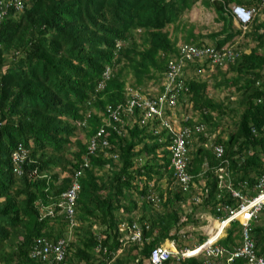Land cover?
<instances>
[{
    "label": "trees",
    "instance_id": "1",
    "mask_svg": "<svg viewBox=\"0 0 264 264\" xmlns=\"http://www.w3.org/2000/svg\"><path fill=\"white\" fill-rule=\"evenodd\" d=\"M197 2L218 25L204 35L200 32L206 28L187 17ZM231 4L255 10L233 49V61L223 58L221 65H210L200 55L199 65L196 56L184 59V74L197 70L205 77L187 78L182 99H177L187 104L197 124L205 125L185 149L188 182H178L167 169L170 136L165 129L155 133L160 126L155 117L140 125L142 115L135 112L137 121L130 128L106 132L108 148L86 155L83 140L100 125L105 106L124 101L127 82L132 88L156 84L166 60L184 47L203 53L237 43L241 31L229 13ZM106 67L111 77L95 93ZM210 78L214 89H232L224 101L207 96ZM225 116L235 118L233 130L224 139L211 137ZM18 150L26 151L19 177L12 174ZM83 157L88 167L79 178L77 226L62 264H147L150 249L167 239L182 250L175 233L183 224H195L194 212L216 216L219 203L235 206L216 174L221 167L228 169L237 188L241 181L253 183L263 168L264 0H23L19 11L8 8L0 22V264H35L28 259L32 241L63 236L65 220L54 203L73 182ZM30 170L40 178H29ZM194 187L201 190L198 202L192 200ZM47 207L52 215H46ZM133 221L141 226V238L129 243L117 227ZM96 236L105 253L95 252ZM250 237L264 259V222L252 225ZM239 241V225L231 222L217 244L231 249ZM231 264L246 263L238 259Z\"/></svg>",
    "mask_w": 264,
    "mask_h": 264
},
{
    "label": "built area",
    "instance_id": "2",
    "mask_svg": "<svg viewBox=\"0 0 264 264\" xmlns=\"http://www.w3.org/2000/svg\"><path fill=\"white\" fill-rule=\"evenodd\" d=\"M23 0H0V22L4 14L7 12L8 8H12L14 11H19L22 9ZM231 13L235 20L239 23L241 29H245L246 24L250 21L251 16L254 13L253 9L244 10L240 6H232ZM203 53L197 52V50L191 48H183L181 54L185 57L190 55L199 57L200 55L211 57L213 61L217 60V54L209 50H202ZM185 52V53H184ZM179 75V64L174 60L167 62L166 66V85L164 93L157 99L153 97H146L141 95L137 90H128V100L125 104H118L114 107L107 106L105 109L106 115L114 121L119 120L120 114L127 116H133V111H138L141 116L139 121L141 124L148 119H154V117L159 118L161 115V107L167 105L172 107L174 105V95L170 94L172 83L175 77ZM202 130L201 125L195 126L193 132L197 133ZM193 132L187 128H177L170 131L168 153L169 166L174 171L177 179L182 183L186 184L189 177L184 174V153L186 145ZM105 132L102 128L98 129L94 137H92L87 144L86 153L91 155L95 152L97 143L104 147L107 145L105 139ZM215 157L219 158L221 155V149L216 147L213 150ZM25 150H18L13 154V171H18L19 166L25 161ZM87 162L83 161V166L85 167ZM219 172H223V167L219 169ZM80 172L74 173L73 182L71 186L65 190L60 195V200L56 207L59 209V214H61L66 222V227L69 230L76 225L74 219V204L77 199V192L79 186L76 182L77 177ZM220 179L221 176H218ZM225 187L229 192L231 198L239 201L236 207H231L229 205H218L215 208L217 213L224 215L221 219L218 218L217 221L221 226L227 224L230 221H237L240 226V242L236 247L226 250L219 247L207 246L203 249V260L201 264H231L235 260L241 259L245 261L246 264H264V259L257 256L254 249V242L250 237L251 224L256 222L261 211L264 208V162L262 171L255 177L254 182L251 187H248L246 183H241V188L244 189L246 195H241L234 189L229 188L226 183ZM185 189V187L183 188ZM139 232L131 236L130 240H138ZM199 249V248H198ZM67 244L63 238H56L54 240H46L45 238H37L33 242L28 257L31 261L36 264H61L66 255ZM99 250V245L96 246V251ZM104 252V250H102ZM171 253L165 247H153L150 249L147 263L148 264H163L169 257ZM185 254L181 253L179 258H184Z\"/></svg>",
    "mask_w": 264,
    "mask_h": 264
},
{
    "label": "clouds",
    "instance_id": "3",
    "mask_svg": "<svg viewBox=\"0 0 264 264\" xmlns=\"http://www.w3.org/2000/svg\"><path fill=\"white\" fill-rule=\"evenodd\" d=\"M235 4H232L230 7H229V13H230V15H231V17H232V20H233V22L235 23V27L237 28V29H240V31H241V34H240V37H239V39H237L238 40V42L237 43H239L241 40V37H242V34H243V32H244V30L243 29H241V27L239 26V23L235 20V18H234V16L232 15V13H231V7L232 6H234ZM236 6H240V5H236ZM240 7H242L244 10H250V9H253L254 10V8H252V7H246V6H240ZM254 13H255V10H254ZM254 13H253V15H254ZM253 15L251 16V18H250V20L252 19V17H253ZM250 22V21H249ZM248 22V23H249ZM247 23V24H248ZM246 24V25H247ZM245 28H246V26H245ZM120 45H117V48L119 47ZM234 48H232L231 46H229V45H224L223 47H221L219 50H217V49H213V48H211L210 50L212 51V52H214V53H216L217 55V60L216 61H213V59L211 58V57H207V56H204L205 58H206V60L207 61H209V64L210 65H221V63H222V59L224 58L225 60H227V61H229V62H232L233 61V59H234V53L233 52H236V51H234L233 50ZM203 57V58H204ZM185 58H189V57H185L184 55H182L180 52L178 53V55L177 56H171V57H169L167 60H166V62H165V67H164V70H163V72H162V80H160V81H158L155 85H159L160 84V90L159 91H152V92H142V91H138L141 95H144V96H146L145 94H150V97H155L156 99L159 97V96H161L163 93H164V89H165V85H166V83H167V81H166V66H167V62L168 61H170V60H174L175 62H177L178 64H179V75H177L176 77H175V79H174V81H173V83H172V86H171V91H170V94H173L174 95V105L172 106V107H168L167 105H164L163 107H161V115L159 116V118H157V117H155L157 120H159V122H160V126L159 127H157L156 128V131H155V133L157 134V133H159L160 131H161V129H165L167 132H168V134H169V136H170V131L171 130H175V129H177V128H182V127H187V128H189L192 132H193V128L195 127V126H199V125H201V127H202V130L200 131V132H202L203 130H204V126L201 124V123H199V124H197L198 122L197 121H194L193 119H191V117L189 116V115H186V114H184L183 116H181L182 118H181V124H178L177 123V118H175L174 117V111H175V109H176V107L178 106V104H179V102L177 101V99H178V96H179V98L180 99H182V97H181V94H180V92L181 91H184L185 90V88H184V81H186V80H188V79H193V77L194 78H196L197 77V75L198 74H201L202 72H197V70H192L193 71V73H192V75L189 77V76H187L186 75V71H185V74H184V71H183V67L186 65L185 64V62H184V59ZM203 58L202 57H198V59L196 60V61H194V62H197L199 65L203 62ZM199 76V75H198ZM110 77H111V70H110V68L109 67H106V68H104L103 69V71L101 72V79H100V81H98L97 82V84H96V86H95V89H94V92L96 93V92H98V91H101L103 88H104V86H105V83L110 79ZM182 78V79H181ZM188 78V79H187ZM128 90H135L134 89V87L132 88L131 87V85H130V82H127L126 84H125V87H124V89H123V91H124V96H125V99H124V101L123 102H121V103H116V104H112V105H107V106H110V107H114V106H116V105H118V104H125V102L128 100ZM147 97V96H146ZM150 97H148V98H150ZM107 106H105L104 107V109H103V111H102V114L100 115V117H99V119H100V125L96 128V130H95V132L92 134V136L91 137H89L87 140H83L84 141V143H85V153H86V147H87V144H88V141L92 138V137H94V135H95V133L98 131V129H100V128H102L103 130H104V132H105V136H106V132H108V130L110 129L113 133H115V134H117V129L118 128H121L123 125L124 126H126V127H128V128H130V126L133 124V123H135L137 120H136V116H135V112L137 113V115L138 114H140L138 111H133V116H127V115H124V114H120V116H119V120L118 121H114V120H111L107 115H106V113H105V109H106V107ZM88 113H89V111L86 113V118L89 116L88 115ZM92 114H93V112H92ZM85 118V119H86ZM180 118V117H179ZM140 120H141V118H140ZM139 120V121H140ZM187 120H191V123H192V125L191 126H186V125H184L185 124V121H187ZM153 121V119H148L147 121H145L144 123H150V122H152ZM82 124L84 125H86V120H82ZM139 124L141 125V123L139 122ZM143 124V123H142ZM78 128H82L81 126H80V122H79V124H78ZM122 132L123 133H125L126 132V129L125 128H123L122 129ZM109 133V132H108ZM194 133V132H193ZM196 134H198V133H194V134H192V136H195ZM105 136H104V138L103 139H105L106 140V138H105ZM191 136V137H192ZM191 137H190V139H191ZM189 139V140H190ZM188 140V142H187V145H186V147L188 146V143H190V141ZM106 142H107V140H106ZM97 148H101V149H103V148H108V142H107V145L106 146H104V147H102V146H100V144L99 143H97V146H96V149ZM95 149V150H96ZM86 155H87V153H86ZM168 158H170V157H168ZM86 161L87 162V165L84 167L83 166V161ZM88 167V161L86 160V158L85 157H83V159H82V164L80 165V167H79V169L78 170H74L73 171V173H72V177L74 178V173H76V172H80V175L77 177V179H76V182H77V184H78V186H79V178L82 176V173H83V169L84 168H87ZM167 169H169V170H171V172H173L174 173V171L170 168V166H169V163H168V165H167ZM13 175H15V176H17V177H19V176H21L22 174H23V169H21L20 167H19V170L18 171H13V173H12ZM28 174V177L29 178H31V179H38V178H40L39 177V175H37V173H36V171L34 170H30V172L29 173H27ZM218 176H221V178L219 179L218 178ZM177 178V177H176ZM254 179H255V177L253 178V182H254ZM178 180V179H177ZM217 180H218V183L220 184V186L226 191V195H228L229 196V198H231V196H230V194H229V192L227 191V189H226V187H225V182H224V177H223V173L222 172H217ZM178 182H180L179 180H178ZM246 183V185L248 186V187H251L252 186V184L253 183H251L250 185H249V183H247L246 181H241V182H238V184H237V188H234V191H237L238 193H240L241 195H246L245 194V191H244V189L243 188H241V183ZM70 186H71V184H70ZM69 186V187H70ZM187 188H188V186H186L185 187V189H183L182 188V190L183 191H186L187 190ZM79 189H80V186H79ZM79 189H78V192H79ZM67 190V189H66ZM194 191H195V197L192 199L194 202H198V201H200V199L198 198V195H197V193H196V187H194ZM64 192V191H63ZM62 192V193H63ZM78 192H77V194H78ZM61 193V194H62ZM60 194V195H61ZM232 200H234L235 202H236V205L239 203V201L238 200H236V199H234V198H231ZM59 200H60V197H59ZM77 200V199H76ZM76 202V201H75ZM57 203L58 202H56V203H54L55 204V206L57 205ZM222 203H219L218 205H221ZM75 205V204H74ZM218 205H216L215 206V208L218 206ZM222 205H224V204H222ZM226 205H228V204H226ZM236 205L235 206H233V207H236ZM230 206V205H229ZM215 208H214V212L216 213V216H211L210 215V220L212 221V222H214V221H216V222H218L217 221V219L218 218H220L221 217V219L222 218H224L223 216L224 215H222V214H220V213H217L216 211H215ZM157 210H159L158 208H157ZM264 211V208H263V210L261 211V213H260V215L262 214V212ZM58 213H59V210H58ZM46 215H52V211H51V208H49V207H47L46 208ZM61 215V214H60ZM260 215H259V217H258V219H257V221L256 222H254V223H252L251 224V228H252V225L253 224H255V223H257L258 224V222L259 221H261L260 220ZM130 218H134L133 216H129ZM75 219V218H74ZM231 222H236L237 223V221H230V222H228L227 224H224L223 226H221L220 225V223L218 222V224L220 225V227H221V233H220V237L218 238V239H216V240H219V239H221L223 236H224V230L228 227V225H229V223H231ZM145 223H143L142 225H144ZM191 224V223H190ZM238 224V223H237ZM188 225V224H187ZM187 225H185V226H187ZM193 225V224H192ZM239 225V224H238ZM185 226H181L177 231H176V233H175V236H181V237H183L184 235H183V233H181V229L182 228H184ZM125 228H127V230H128V233L125 235V233H124V229ZM146 228V227H145ZM193 228V227H192ZM65 229H67V227H66V222H65ZM135 231H138L139 232V239L138 240H133V241H131L130 240V238H131V236L135 233ZM215 231V230H214ZM239 231H240V226H239ZM241 232V231H240ZM117 233L121 236V238L123 239V240H125L126 238L128 239V242L129 243H134V242H138L139 240H140V238H141V226H139L138 224H137V222H135V221H133L132 223H126V222H121L119 225H118V227H117ZM155 234V233H154ZM172 234H174V230H172L168 235H172ZM37 238H40V237H37ZM37 238H35V239H37ZM35 239L32 241V243H31V245L29 246V249H28V254H29V252H30V248H31V246H32V244H33V242L35 241ZM99 241H100V237L99 236H96V245H95V247H94V250H95V252L97 253V252H99V251H101V253H105V248H102L101 247V245H100V243H99ZM166 241V240H165ZM147 242H148V240H147ZM240 242V241H239ZM167 243L169 244L168 246L169 247H167V244L165 243V242H163V243H160V244H157L156 246H154V247H165L167 250H169L170 251V253H171V256L164 262V263H166L167 261H169V260H171V259H173V260H175V262H178V263H180V262H182V261H184V259H197V260H199L200 262H199V264H201V262H202V260H203V249L205 248V247H207V246H211V244L213 243H207V244H204V245H201L200 247H199V249L198 248H192V249H190L191 251H190V254H191V252H194V251H196L197 249H198V251L196 252V253H194V254H191V255H187V254H189V253H187V249L184 247V248H182V250H176V248H175V243H177V241H175L174 242V240H171V239H167ZM97 245H99V250L98 251H96V246ZM238 245H239V243H238ZM237 245V246H238ZM236 247V246H235ZM233 248V247H232ZM226 249V248H225ZM254 249H255V245H254ZM102 250H104V252L102 251ZM226 250H230V249H226ZM67 251V250H66ZM255 252H256V254H257V251H256V249H255ZM181 253H184L185 254V256H184V258H182V259H180L179 258V255L181 254ZM149 254V253H148ZM258 255V254H257ZM66 256V255H65ZM147 258H148V256H147ZM146 258V259H147ZM28 259H29V257H28ZM30 260V259H29ZM31 261V260H30ZM33 262V261H32ZM35 263V262H34ZM63 263V262H62ZM61 263V264H62ZM163 263V264H164ZM36 264V263H35ZM148 264V263H147Z\"/></svg>",
    "mask_w": 264,
    "mask_h": 264
},
{
    "label": "rangeland",
    "instance_id": "4",
    "mask_svg": "<svg viewBox=\"0 0 264 264\" xmlns=\"http://www.w3.org/2000/svg\"><path fill=\"white\" fill-rule=\"evenodd\" d=\"M213 17L214 16H213V14L211 12H209L208 10L207 11L202 10V9H200V7H198V13L197 14H196V12H192L190 14L191 21H193L194 23H197L198 25H204L206 30H203V31H205V32L212 31V30H215V29L218 28L217 24H215V23H213V21H211L213 19ZM237 45H238V43H233V45H231V47L236 49V48H238ZM251 45L252 44H250V46ZM210 70H211L210 71L211 73H215V71L213 69H210ZM192 73H193V71L186 70V75L187 76L190 77L192 75ZM198 75H197L196 78L193 77V79H199V80H204L205 79V77L203 76V73L198 74ZM229 75L230 74H227L226 76L228 77ZM207 77H208V75H207ZM153 85H155V84H153ZM147 86L148 85H146L143 88H146ZM231 91H232V89H230V88L229 89H225V88L214 89L213 86H212V78H210L207 81L206 94H207V96H209L214 101H224V99L227 96L230 95ZM231 99H232V97H231ZM190 112L191 111L189 110V108H188L186 103H179L178 106L176 107L175 111H174V117L177 118V123L178 124L182 123L181 122V118H182L181 116H183L184 114L189 115L191 117V119H194V115H191ZM234 120H235V118H231L229 116H225L223 118V122H220V124H219L217 129H211V131H210L211 137H213V136L215 137L216 135H220L221 139H224L225 136H226L225 134H228L229 132H231L233 130L234 124H235ZM204 130H205V127H204ZM77 137H79V135ZM216 177H217V174H216ZM223 177H224V175H223ZM224 182H225V180H224ZM200 184H201V186L203 185V183H200ZM199 192H201V190L197 188L196 193H197L198 196L200 195ZM194 196H196V195H194ZM194 213H197V212H194ZM201 214L208 215L207 213H200V214H197V215L193 214L191 216V220H192V222H195V224L192 223L193 225L192 224H188L187 226H189L190 227L189 229H192V230H187L185 228L187 226H185L184 228H182L180 230L181 233H183L184 236L183 237L177 236V238H178V242L182 246V248H184V247L188 248V247H191L193 244L199 243L200 240L202 238H204L205 234L207 233L205 229H206L208 224L206 223L207 222L205 220L206 218H204L205 215H201ZM209 217L210 216L208 215L207 218H209ZM260 220L264 221V214L260 215ZM183 225H181V226H183ZM261 225H263V224H260V226ZM76 226H77V223H76ZM76 226H73L69 230L65 229L63 231V236L67 237V238H63L66 241L67 246H68V243L72 239L71 237H72V234H73V231H74L73 229ZM191 227H193V228H191ZM197 240H199V241H197ZM164 242L167 244V247H169L168 246L169 244L167 243V240L164 241ZM177 246H178L177 243H175V248L178 251L179 249L177 248ZM192 254H194V253H192ZM187 255H191V254H187ZM170 263L171 264H179L178 262H175V261L170 262Z\"/></svg>",
    "mask_w": 264,
    "mask_h": 264
},
{
    "label": "crops",
    "instance_id": "5",
    "mask_svg": "<svg viewBox=\"0 0 264 264\" xmlns=\"http://www.w3.org/2000/svg\"><path fill=\"white\" fill-rule=\"evenodd\" d=\"M232 5V4H231ZM230 5V6H231ZM198 7H200V9H202V10H205V11H207L208 9H205V8H203L202 6H200L199 5V2H197V3H195L191 8H190V10H189V13H188V21L190 22V23H192L193 25H195L196 27H203L204 25H198L197 23H194L193 21H191V19H190V14L192 13V12H196V14L198 13ZM214 16V15H213ZM259 18H260V20H262V16L260 15L259 16ZM212 21V20H211ZM234 23V22H233ZM234 25H235V23H234ZM218 26V25H217ZM209 32V31H208ZM200 34L201 35H204V34H206L205 33V31H201L200 32ZM236 42H238V40H236ZM162 75H161V79L160 80H162ZM134 89L135 90H137V91H142V92H152V91H159L160 90V84L159 85H148L146 88H143V87H134ZM223 172H225L226 174L224 175L225 177H224V180H225V183H226V185L229 187V188H231V189H234L235 187L233 186V181H232V178H231V173L229 172V170L228 169H226V168H223ZM227 175V176H226ZM238 184V183H237ZM200 194H201V192H199ZM201 213H203V212H201ZM207 213V212H206ZM197 214H200V213H197ZM196 213L194 214V215H197ZM208 214V213H207ZM201 215H205V214H201ZM209 215V214H208ZM208 215H205V217L204 218H206L205 220L207 221L206 223L208 224L207 225V227H206V234H205V239H203L202 241H200L199 243H197V244H193L191 247H185L187 250H190V249H192V248H198L199 247V245H202V244H205V242L206 241H210L211 243L212 242H215V245L217 246V247H219V248H223L222 246H220V245H218L217 244V241L218 240H216V239H218L220 236L218 235V234H215V228H212L211 226H212V224H213V222L210 220V217L209 218H207L208 217ZM210 216V215H209ZM214 222H216V221H214ZM261 222H264V221H261ZM187 230H192V229H189L190 227L189 226H187V227H185ZM192 228V227H191ZM200 228V227H199ZM61 238H67V237H65V236H62ZM50 240H53V239H50ZM197 241H199V240H197ZM223 249H225V248H223ZM191 251V250H190ZM192 253H195V252H192ZM191 253V254H192Z\"/></svg>",
    "mask_w": 264,
    "mask_h": 264
},
{
    "label": "bare ground",
    "instance_id": "6",
    "mask_svg": "<svg viewBox=\"0 0 264 264\" xmlns=\"http://www.w3.org/2000/svg\"><path fill=\"white\" fill-rule=\"evenodd\" d=\"M184 174L187 176V177H189L185 172H184ZM218 223V222H217ZM220 233L221 232V227H220V225L218 224L217 226H216V228H215V234H218V233ZM220 236V235H219ZM209 244V243H211L209 240L208 241H206L205 242V244ZM202 245H204V244H202ZM201 245H199V247H200ZM211 246L212 247H217L216 245H215V242H213L212 244H211ZM198 247V248H199ZM198 251V249L196 250V251H194V252H197ZM187 253H189L190 254V250H187ZM192 253V252H191Z\"/></svg>",
    "mask_w": 264,
    "mask_h": 264
}]
</instances>
